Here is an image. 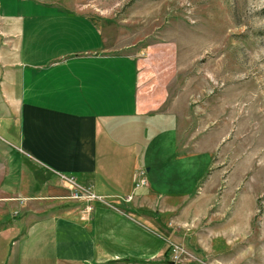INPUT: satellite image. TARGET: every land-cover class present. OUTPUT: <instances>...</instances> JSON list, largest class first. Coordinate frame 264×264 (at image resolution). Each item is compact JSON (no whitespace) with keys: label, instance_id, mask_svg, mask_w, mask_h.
Returning a JSON list of instances; mask_svg holds the SVG:
<instances>
[{"label":"crops","instance_id":"crops-1","mask_svg":"<svg viewBox=\"0 0 264 264\" xmlns=\"http://www.w3.org/2000/svg\"><path fill=\"white\" fill-rule=\"evenodd\" d=\"M41 11L0 0V95L8 111L0 113V135L14 137L7 140L14 149L0 143V239L17 244V264H174L169 219L189 222L200 206L191 186L206 173L184 183L169 172V183L181 187L166 193L159 158L154 165L144 154L169 128L180 145L176 113L140 90L142 51L109 52L101 17L82 12L62 24L59 8ZM13 153L28 167H17ZM140 170L147 183L135 187ZM58 174L107 204L94 201L86 213Z\"/></svg>","mask_w":264,"mask_h":264},{"label":"rangeland","instance_id":"rangeland-1","mask_svg":"<svg viewBox=\"0 0 264 264\" xmlns=\"http://www.w3.org/2000/svg\"><path fill=\"white\" fill-rule=\"evenodd\" d=\"M6 5L37 14L43 7L59 8L62 24L93 13L103 19L109 52L142 51L140 90L159 110L176 113L180 144L169 128L157 145L148 144L144 160L156 165L159 158L160 189L166 193L181 187L169 183V172H179L184 183L194 172L206 173L191 186L200 206L189 222L169 219L175 237L168 243L190 254L177 264H264V0H6ZM6 112L0 95V113ZM5 136L0 143L14 149L7 142L14 137ZM197 149L202 152L190 153ZM12 156L17 167H28L20 154ZM16 250L11 238L0 239V264H17Z\"/></svg>","mask_w":264,"mask_h":264},{"label":"built area","instance_id":"built-area-1","mask_svg":"<svg viewBox=\"0 0 264 264\" xmlns=\"http://www.w3.org/2000/svg\"><path fill=\"white\" fill-rule=\"evenodd\" d=\"M58 175L60 176L61 179L71 184V192L69 198L74 201L83 203V210L86 213H89L93 209L94 201H99L101 203L107 204L105 200L101 196L95 194L90 187H84L76 184L72 177H67L63 174H58ZM146 183L147 182L144 177L143 170L138 171L136 173L135 187L146 185ZM129 199H131V196L127 197V200ZM168 247H169L170 260L174 264L183 263L182 256L190 255L189 252L186 249H184L180 244L174 243L172 241L168 243ZM190 260L191 259H189V261Z\"/></svg>","mask_w":264,"mask_h":264},{"label":"trees","instance_id":"trees-1","mask_svg":"<svg viewBox=\"0 0 264 264\" xmlns=\"http://www.w3.org/2000/svg\"><path fill=\"white\" fill-rule=\"evenodd\" d=\"M167 251H169V247H168Z\"/></svg>","mask_w":264,"mask_h":264}]
</instances>
